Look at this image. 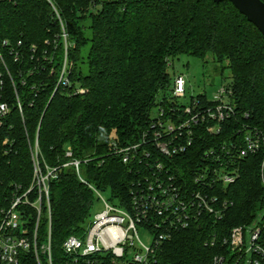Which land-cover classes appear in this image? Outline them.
Segmentation results:
<instances>
[{
    "label": "trees",
    "instance_id": "16d2710c",
    "mask_svg": "<svg viewBox=\"0 0 264 264\" xmlns=\"http://www.w3.org/2000/svg\"><path fill=\"white\" fill-rule=\"evenodd\" d=\"M180 54L226 62L235 115L223 133L205 132L176 157V169H189L242 124L263 137L258 152L239 159L238 178L222 189L221 198L232 202L224 214L175 230L158 251L157 264H209L219 244L205 241L222 240L262 211L264 243V35L228 0H0V103L7 106L0 117V216L13 194L28 188L37 144L40 162L58 168L49 186L54 264L67 236L84 235L95 201L74 167L63 165L67 147L87 183L126 205L136 166L113 154L110 142L137 141L152 107L168 105L178 75L171 77L168 66ZM193 99L215 103L205 94ZM47 229L43 215L39 241ZM18 264L37 261L21 251Z\"/></svg>",
    "mask_w": 264,
    "mask_h": 264
},
{
    "label": "built area",
    "instance_id": "2783aa9c",
    "mask_svg": "<svg viewBox=\"0 0 264 264\" xmlns=\"http://www.w3.org/2000/svg\"><path fill=\"white\" fill-rule=\"evenodd\" d=\"M62 75L60 79L66 84ZM185 83L184 75L174 77L168 105L157 104L156 115L137 141L123 145L110 142L113 154L123 163L136 166L126 205L103 199L100 190L81 177L80 161L72 158L69 147L66 149L65 156L70 159L63 165L74 167L79 179L102 199L103 209L94 213L82 237L69 235L64 239V255L56 264H157L161 244L175 230L202 225L207 214L219 219L232 204L221 198L222 189L238 178L239 159L258 152L263 137L258 130L242 124L236 136L229 135L224 142L207 147L194 165L179 172L174 159L188 152L205 132L223 133L224 124L235 115L229 84L222 85L213 99L215 103L207 106L197 99L189 105L178 102L185 97ZM6 112L7 106L0 103V117ZM32 162L28 188L16 191L1 210L0 264H18L21 251L32 252L37 264H43V258L46 264H54L49 186L58 168L40 162L37 144ZM43 215L48 218L47 236L39 241L38 225ZM33 217L34 226H30ZM138 227L150 230V245L139 239ZM261 234V223H252L233 226L220 241L215 235L209 237L206 243L219 244L209 264H264Z\"/></svg>",
    "mask_w": 264,
    "mask_h": 264
},
{
    "label": "rangeland",
    "instance_id": "374dc122",
    "mask_svg": "<svg viewBox=\"0 0 264 264\" xmlns=\"http://www.w3.org/2000/svg\"><path fill=\"white\" fill-rule=\"evenodd\" d=\"M170 63L171 65L168 66V71L171 77L175 74H182L185 77V97L178 99V102L184 105H189L190 97H195L198 94H205L209 100L215 99L217 90L222 85H228L231 80L230 69L226 67V62L220 64L216 62L211 55H207L204 59H201L192 55L180 54L172 59ZM167 94L169 95V92H167ZM161 97L162 91L157 95L156 102H158ZM157 109V105L152 107L150 113L151 117L156 115ZM261 166H263V161L260 168H262ZM100 195L103 199L109 200L110 191L108 189L100 190ZM102 209V199L99 198V196L95 197V201L91 208L90 218L94 213L101 211ZM262 212H260L258 214L259 217L254 219L250 224L260 223V220H262ZM137 235L145 245H150L153 237L150 230L138 227ZM135 243L137 244L136 239Z\"/></svg>",
    "mask_w": 264,
    "mask_h": 264
},
{
    "label": "water",
    "instance_id": "95a60500",
    "mask_svg": "<svg viewBox=\"0 0 264 264\" xmlns=\"http://www.w3.org/2000/svg\"><path fill=\"white\" fill-rule=\"evenodd\" d=\"M220 2L222 0H213ZM264 35V2L262 0H228Z\"/></svg>",
    "mask_w": 264,
    "mask_h": 264
}]
</instances>
